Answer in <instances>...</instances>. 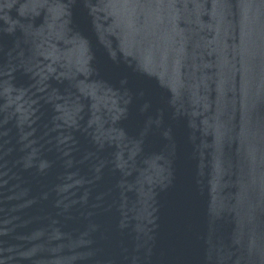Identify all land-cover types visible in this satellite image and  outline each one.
Wrapping results in <instances>:
<instances>
[{"label":"water","instance_id":"water-1","mask_svg":"<svg viewBox=\"0 0 264 264\" xmlns=\"http://www.w3.org/2000/svg\"><path fill=\"white\" fill-rule=\"evenodd\" d=\"M0 264H264V0H0Z\"/></svg>","mask_w":264,"mask_h":264}]
</instances>
